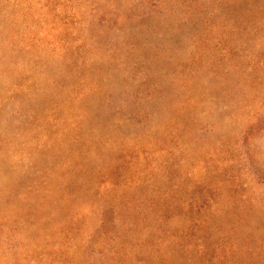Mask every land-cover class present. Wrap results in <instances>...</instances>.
Instances as JSON below:
<instances>
[{"label":"rangeland","instance_id":"1","mask_svg":"<svg viewBox=\"0 0 264 264\" xmlns=\"http://www.w3.org/2000/svg\"><path fill=\"white\" fill-rule=\"evenodd\" d=\"M0 264H264V0H0Z\"/></svg>","mask_w":264,"mask_h":264}]
</instances>
